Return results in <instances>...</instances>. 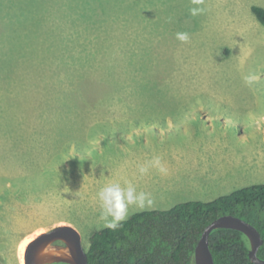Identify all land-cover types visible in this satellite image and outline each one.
<instances>
[{
	"label": "rangeland",
	"instance_id": "obj_1",
	"mask_svg": "<svg viewBox=\"0 0 264 264\" xmlns=\"http://www.w3.org/2000/svg\"><path fill=\"white\" fill-rule=\"evenodd\" d=\"M253 5L204 0L193 17L191 0H0V264L59 225L86 250L107 183L149 193L145 210L264 184ZM154 157L167 174L141 176Z\"/></svg>",
	"mask_w": 264,
	"mask_h": 264
},
{
	"label": "trees",
	"instance_id": "obj_2",
	"mask_svg": "<svg viewBox=\"0 0 264 264\" xmlns=\"http://www.w3.org/2000/svg\"><path fill=\"white\" fill-rule=\"evenodd\" d=\"M250 10L264 27V8L253 5ZM74 157L86 160L78 153ZM224 215L240 218L259 232L263 243L257 256L264 260V184H253L209 201L134 212L115 231L98 229L89 237L87 264H194L203 230ZM208 244L214 264H253L249 241L239 231L213 230Z\"/></svg>",
	"mask_w": 264,
	"mask_h": 264
},
{
	"label": "water",
	"instance_id": "obj_3",
	"mask_svg": "<svg viewBox=\"0 0 264 264\" xmlns=\"http://www.w3.org/2000/svg\"><path fill=\"white\" fill-rule=\"evenodd\" d=\"M231 229L243 233L250 245L249 258L253 264H264L257 252L263 241L259 232L249 223L232 215L221 216L203 230L194 250V264H214L209 249V236L213 230ZM62 242V246L53 245ZM24 264H87V255L81 235L71 225H59L38 234L26 246Z\"/></svg>",
	"mask_w": 264,
	"mask_h": 264
},
{
	"label": "clouds",
	"instance_id": "obj_4",
	"mask_svg": "<svg viewBox=\"0 0 264 264\" xmlns=\"http://www.w3.org/2000/svg\"><path fill=\"white\" fill-rule=\"evenodd\" d=\"M192 7L189 8V14L193 17L202 15L205 8L202 7L204 0H191ZM175 38L181 43H187L190 35L186 31H180L175 34ZM251 82V77L245 78ZM150 168H156L161 174H167V169L162 165L159 157H154L151 161L139 167L141 176L146 175ZM100 206L99 220L102 221V227L115 231L129 215L130 207L138 210H145L154 204V200L149 193L137 191V188L131 182H126L123 186L119 182L107 183L97 193Z\"/></svg>",
	"mask_w": 264,
	"mask_h": 264
},
{
	"label": "bare ground",
	"instance_id": "obj_5",
	"mask_svg": "<svg viewBox=\"0 0 264 264\" xmlns=\"http://www.w3.org/2000/svg\"><path fill=\"white\" fill-rule=\"evenodd\" d=\"M20 252H21L20 253V262H21V264H23L24 263V260H23V252H24V250L22 249Z\"/></svg>",
	"mask_w": 264,
	"mask_h": 264
},
{
	"label": "flooded vegetation",
	"instance_id": "obj_6",
	"mask_svg": "<svg viewBox=\"0 0 264 264\" xmlns=\"http://www.w3.org/2000/svg\"><path fill=\"white\" fill-rule=\"evenodd\" d=\"M53 245H56V246H62L63 244H62V242H55V243H53ZM59 264H61V263H59Z\"/></svg>",
	"mask_w": 264,
	"mask_h": 264
}]
</instances>
